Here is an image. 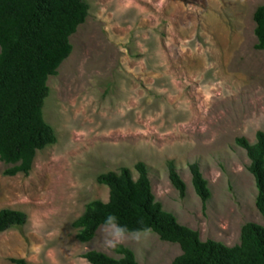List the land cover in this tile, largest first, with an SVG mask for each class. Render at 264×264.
Returning a JSON list of instances; mask_svg holds the SVG:
<instances>
[{
  "label": "rangeland",
  "instance_id": "1",
  "mask_svg": "<svg viewBox=\"0 0 264 264\" xmlns=\"http://www.w3.org/2000/svg\"><path fill=\"white\" fill-rule=\"evenodd\" d=\"M87 17L69 37L72 50L47 79L42 116L55 143L37 151L27 175H4L0 210L26 223L0 232V264H90L94 250L138 264H170L176 243L151 231L123 234L101 226L79 242L72 222L87 203L106 202L100 173L147 168L155 200L177 221L233 246L251 222L264 227L245 150L264 132V51L255 50L253 12L264 0H85ZM172 161L185 196L170 185ZM197 163L210 190L203 206L188 165ZM112 242L111 244L109 242Z\"/></svg>",
  "mask_w": 264,
  "mask_h": 264
},
{
  "label": "trees",
  "instance_id": "2",
  "mask_svg": "<svg viewBox=\"0 0 264 264\" xmlns=\"http://www.w3.org/2000/svg\"><path fill=\"white\" fill-rule=\"evenodd\" d=\"M88 14L85 0H0V161L8 166L4 175H27L37 151L55 143L52 127L42 116L49 93L47 79L57 73L72 46L69 37L84 23ZM255 50L264 51V5L252 15ZM245 150L248 171L256 187L255 207L264 216V132L257 131L255 142L236 138ZM170 185L180 198L185 183L172 161L166 162ZM191 184L204 206L210 190L197 163L188 165ZM137 178L127 167L98 174L96 182L108 189V200L87 203L82 214L72 222L79 242L90 241L97 229L108 226L107 217H116V226L125 232L151 231L165 242L176 243L181 253L170 264H264V227L255 223L241 226L239 243L226 246L221 242L200 240L199 233L181 225L155 200L147 168L134 165ZM24 212L0 210V232L26 223ZM119 258L90 250L82 254L90 264H138L133 252L120 244L114 248ZM14 264H28L12 259Z\"/></svg>",
  "mask_w": 264,
  "mask_h": 264
},
{
  "label": "clouds",
  "instance_id": "3",
  "mask_svg": "<svg viewBox=\"0 0 264 264\" xmlns=\"http://www.w3.org/2000/svg\"><path fill=\"white\" fill-rule=\"evenodd\" d=\"M116 220V217L109 215L107 217V221L106 223L108 224V226H110L113 231H112V235L117 239H122L123 238V233L125 232V229L123 227H119L116 226V224L114 223ZM110 244L112 243L111 241L109 242Z\"/></svg>",
  "mask_w": 264,
  "mask_h": 264
}]
</instances>
